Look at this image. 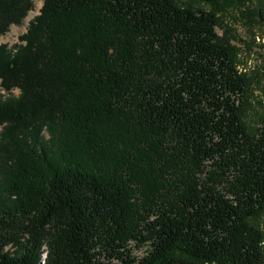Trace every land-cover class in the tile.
Returning <instances> with one entry per match:
<instances>
[{
    "label": "trees",
    "instance_id": "trees-1",
    "mask_svg": "<svg viewBox=\"0 0 264 264\" xmlns=\"http://www.w3.org/2000/svg\"><path fill=\"white\" fill-rule=\"evenodd\" d=\"M41 2L0 45V264H264V112L225 22L254 36L262 0ZM33 3L0 0V37Z\"/></svg>",
    "mask_w": 264,
    "mask_h": 264
},
{
    "label": "rangeland",
    "instance_id": "rangeland-1",
    "mask_svg": "<svg viewBox=\"0 0 264 264\" xmlns=\"http://www.w3.org/2000/svg\"><path fill=\"white\" fill-rule=\"evenodd\" d=\"M41 1L34 0L32 10L21 25L12 26L4 36L0 37V45L7 44L9 49L13 45L21 43L18 37L26 32L29 22L38 15L42 5ZM253 2L256 4L257 0H253ZM261 4L264 6V0H262ZM225 22L233 27L234 37L237 38L234 39V43L241 50L240 59L242 64L239 67L243 68V72L247 73L250 77L251 103L254 109V111H250V115H253L255 112L262 113L264 112V29L261 30L257 26H253V36L250 30H247L246 24L234 15H228L225 18ZM0 94H4V92L0 90ZM14 94L17 95L18 91L15 90ZM258 100L261 102V105L257 103ZM137 255L140 256L141 252H138Z\"/></svg>",
    "mask_w": 264,
    "mask_h": 264
}]
</instances>
